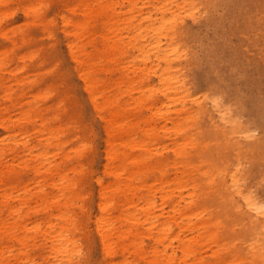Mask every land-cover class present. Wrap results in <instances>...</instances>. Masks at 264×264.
<instances>
[{"label": "bare ground", "instance_id": "bare-ground-1", "mask_svg": "<svg viewBox=\"0 0 264 264\" xmlns=\"http://www.w3.org/2000/svg\"><path fill=\"white\" fill-rule=\"evenodd\" d=\"M61 1L63 6L71 10L73 14L79 15L72 25V30L74 29L78 39L83 37L85 43L80 45V58L77 59L74 55L72 57L74 61H77V72L89 100L97 113L102 116L105 129L109 132L106 133L109 140L104 149L105 160L101 166L103 176L93 178L96 185V211L91 214L85 204L88 195L86 196L85 193L87 191L84 181L89 173L88 165H90V155L93 149L84 142L85 139L82 135L85 134V131L77 126L69 125L73 122H70L66 116L60 118L55 103L49 102L52 97H49L45 92L44 83L58 72L57 64L53 63L54 65L49 66L50 63L45 62V57L39 54L40 47L34 45V40H32L31 31L39 33L42 32L39 29L40 25L46 27L43 25L44 18L39 13L32 14L30 10L26 11L28 21L25 24V31L29 32L23 33L17 41L12 42L16 52L12 57H15L21 65L8 73L11 74L10 78H6L2 73L5 70L6 57H0V92H2L0 97L2 134V138L0 137V244L4 245L3 247L0 245V264H79L83 262L87 259V254L83 252V245L88 247L89 241L84 230L86 229L85 224L78 221L81 218L85 220V223L86 221L91 222L97 244L100 247L102 264H118L114 263L112 258H121V264H127L125 259L127 255L140 254L143 249L144 241L137 232L136 217L140 213L144 218L143 223L146 222L150 226H152L150 219L162 220L158 226L151 227H158L154 244H161V246L165 242L164 236L170 230V225L166 226V222L174 220L176 217L195 219L203 213L206 218L211 220L202 221L200 226L209 224L208 231L214 229L213 232L219 227L218 224L230 223L231 219H235L239 226L237 231L228 228L219 236L215 235L210 242L221 247L230 245L227 254L233 255L239 253L238 248H232V242H234L232 236H234L240 241L241 246L252 252L250 255L254 256L255 264H264V257H261L257 245V237L260 234L256 228L258 225L252 220L253 216L249 210L238 205L234 198H238L246 206H252L253 210L261 215H263L264 204H260L263 208H255L248 191L244 188V170L239 163V158L235 165L236 170L232 171V169H228L226 161L222 160L221 147L215 152L213 147H207L206 142L210 143L211 136L217 137L218 133L202 103L196 105L199 115L202 116L201 124L197 128L191 126L192 131L201 132L202 147L192 143L193 135L185 134L182 127H176L177 120L172 123V126H175V135L179 136L182 133L185 138L175 142L176 150L172 162H168L169 157L163 155L169 151L167 145L160 146L159 140L152 137L151 130L154 129L152 118L166 119L165 117L172 113L178 104L181 107L178 115H184V120L193 119L190 116L192 115L190 111L192 99L186 93L184 79L177 69L175 54L167 50L171 44L164 39L163 31L169 20L165 18L166 13L167 11L174 13L173 18L176 16V11L164 6L156 7L152 3L150 7L154 10L155 18L152 19L153 13L149 12L145 26L134 25L130 20L124 21L123 23L128 28L129 42L126 45L122 44L121 48L120 44H116L113 40L121 34L115 29V23L124 18L121 15L120 17L115 15L112 0L104 1L106 3L102 0ZM124 1L128 3L129 8L134 6L133 0ZM9 3L10 0H0V9L8 6ZM137 15H142L141 9L137 10ZM61 20L65 29L71 26L70 21L65 17L62 16ZM175 20H171V22ZM7 30L9 29L2 30L6 37ZM81 30L83 35L78 33ZM72 42H67L71 53ZM86 46H90L97 54L86 52ZM131 48L132 55H128ZM117 52L123 57L121 63L115 58ZM88 60H106L107 65L102 67L101 71L107 76V84L110 87L112 83H122L131 100L119 102L117 98L124 92L118 90L119 93L116 95L102 98L104 106L103 108L99 107L97 104L98 94H95L98 90L96 79L87 77V73L91 69ZM126 60L138 62V66L134 68V72H138V76L129 78L124 74ZM49 67L51 68L46 70ZM23 69L30 72L25 71V74ZM15 70H21L18 72V76L12 74ZM115 72L117 76L113 81L111 78ZM31 75L35 77V89L33 90L35 93L31 103H27L29 89H33L28 81V77ZM151 77L154 78L158 88L151 85L153 82ZM11 82H14L15 90L9 85ZM134 82L138 84L136 88L132 86ZM117 84L115 85L117 86ZM118 87L120 88L119 84ZM159 96L161 97L159 101L162 103L157 107L156 101L153 100ZM39 103H46L45 109H36L35 105ZM110 106L114 108L124 106L126 109L112 112ZM145 108L148 109L150 115L144 114ZM132 109L135 111L134 113H130ZM117 128L120 130L118 131ZM137 131L145 136L139 141L133 139L134 135L138 133ZM62 134L67 136L63 141L61 140ZM42 140L46 142L45 145H42ZM116 141H119L120 146L125 149L138 148L141 151L140 155L134 157L129 163L133 169L129 184L127 179L122 182L117 179L127 169L125 164L131 158L128 154L120 152L123 160L119 159L116 153L117 149L114 148ZM218 141V138L215 139L217 145H219ZM71 144L73 146L69 151H66L65 145ZM36 148L41 149L36 156L42 162L31 163V159H26L23 153L27 151L28 155L32 157L33 150ZM190 149L195 151L194 155H189ZM57 155H63L60 157L61 163L54 162ZM144 156L146 158H143ZM177 158L185 161H177ZM5 159H10L12 162L8 163ZM146 160L151 162L146 163ZM115 161L122 162L116 176L110 168ZM209 161L214 163L213 167L208 166ZM13 162H17V164H13ZM51 162H54L53 165H50ZM73 163L77 166H72ZM179 163H182L186 169L192 167L202 173L208 171L206 168L221 169L229 181L219 180L216 182L217 177L213 176L214 173L212 172V174L210 171L209 176L201 174L198 177L190 192L184 183L175 184L185 208L177 209L174 202L168 203V196L165 195L161 197L164 202L162 208L155 217H152L154 208L149 192H151L154 183L168 186L173 180L169 176L166 177L165 169L171 164ZM46 164L49 166L46 167ZM26 176L31 177L25 182H21V177ZM104 178L111 179V181L104 183ZM32 184L38 189L33 193L29 189ZM47 188L53 190L50 197L43 191ZM21 191L23 192L20 193ZM142 191L146 194L140 195ZM184 191L188 192L187 197L182 196ZM33 201L38 205L30 208V203ZM138 201L141 202L142 208L141 212L136 214L134 209ZM127 205L128 209L132 210L123 215ZM111 212L115 213L112 219L108 216ZM31 218L35 221L27 224ZM123 227L126 229L122 230ZM131 233L133 236L125 245L124 242ZM198 236L200 237V235ZM199 237H195L191 242L195 245L198 244L201 238ZM191 242L182 239L177 242L176 248L183 256L182 258L194 255L191 251ZM46 243H49L50 247L45 248ZM171 247L172 244L162 246L161 255H164ZM4 248L5 250H3ZM230 250L233 251L230 252ZM36 258H42V263H37ZM160 259V256H156L152 264H159ZM167 260L171 261L172 257L168 256Z\"/></svg>", "mask_w": 264, "mask_h": 264}, {"label": "rangeland", "instance_id": "rangeland-1", "mask_svg": "<svg viewBox=\"0 0 264 264\" xmlns=\"http://www.w3.org/2000/svg\"><path fill=\"white\" fill-rule=\"evenodd\" d=\"M112 2L114 3L113 12L115 15L119 17L121 15L124 18L115 23V29L121 34L113 40L116 44H120L121 48L129 42L128 28L123 23L124 21L130 20L134 25L145 26L148 13L152 14L154 12L150 7L152 3L156 7L164 6L176 11V16L173 18L174 13L168 11L166 13L165 18L169 20L163 31L164 39L171 44L167 50L175 54L177 69L184 79L186 93L192 99L190 101L192 115L190 116L193 119L184 120V115H178V111L181 108L179 104L176 105V109L172 113L165 117L166 119L162 117L152 118L154 126V129L151 130L152 137L159 140L160 146L167 145V150L169 151H166L167 153L165 152L163 155L169 157L168 162H172L174 158L175 142L185 138L182 133L179 136L175 135V126H172V123H175L176 120L178 121L175 124L176 127H182L185 134L190 133L193 135L192 143H196L199 147L203 146L201 132L198 130L194 132L191 129V126L197 128L201 124L202 116L199 115L196 105L202 103L218 133L217 137L211 136L210 143L209 141L206 142L207 147H213L214 152L221 147L222 160L226 161L228 169H232V171L236 170L235 165L238 163L237 160L239 158V163L244 170V188L248 191L255 208H263L260 204H264V0H133L134 6L132 8H129L128 3L124 0H112ZM138 9H141L142 15H137ZM29 10L32 14H41L45 21L43 25H46L45 28L40 25L39 29L42 32L31 31L34 45L40 47L41 51L39 54L45 57V62L50 63L49 66L54 65L53 63L57 64L58 72L52 76L53 78L51 77L50 80L44 83L45 92L49 97H52L49 102L55 103V108L60 118H65L64 116H66L70 122H73L69 125L77 126L85 131L84 135L81 134L85 139L84 142L93 149L90 155V165H88L89 173L84 181L85 190L87 191L85 193L86 196L88 195L85 204L92 214L96 211L95 203L97 201L96 185L93 178L95 176H103L101 166L105 160L104 149L109 140L106 133L109 132L105 129L102 116L97 113L89 100L77 72V61H74L72 57L74 55L77 59L80 58V45L85 43L84 38L78 39L74 29L72 30V25L79 18V15L73 14L66 6H63L61 0H10L8 6L0 9V57H6L4 61L5 70L2 71L6 78H10L11 74L8 73L18 65H21L15 57H12L15 52L12 42L14 40L17 41L23 33L29 32L25 31V24L28 21L26 14ZM62 16L70 21L71 26L66 27V29L62 25ZM154 18L155 14L153 13L152 19ZM171 20L175 21L171 22ZM5 28L9 29L7 30V37L2 33ZM78 33L83 35L82 30ZM70 41H73L72 53L67 47V42ZM86 52L97 54L90 46H86ZM128 55H132V48L129 50ZM115 58L119 63L123 61V57L120 53L118 55V52L115 53ZM90 60L87 61L91 67L87 77L96 79L98 90H96L95 94H98L97 104L99 107L103 108V99L105 97L116 95L119 91L124 92L117 98L119 102L131 100L122 83H118L120 88H117V82L115 83L117 86L112 83L109 87L107 84V76L101 71V68L107 65L106 60ZM126 61L127 64H125L123 69L124 74L129 78L138 76V72H134L138 62ZM47 65L45 67H48ZM50 68H46V70ZM26 69H23L25 74L30 72ZM20 71L15 70L12 74L18 76L17 74ZM116 76L115 72L111 79L115 81ZM28 78L33 89H29L27 103H31L35 93L33 91L35 89V77L31 75ZM151 78L153 80L151 85H155V88H158L159 86L154 82V78ZM136 83L132 84L134 88L138 86ZM9 85L15 90L14 82ZM1 96L2 92H0ZM154 99L156 106L159 107L162 103L159 101L161 97H155ZM45 105L46 103H39L35 106L36 109L43 110ZM109 108L112 112L126 109L124 106L118 108L110 106ZM145 110V113H143L150 115L148 109L145 108ZM106 112H108L107 109ZM134 112L133 109L130 110V113ZM143 123L145 124L144 121ZM117 129L118 131L120 130L119 128ZM137 132L133 139L139 141L142 137H145L139 131ZM0 137L2 138L1 129ZM61 137L63 141L67 136L62 134ZM217 138L219 139V145L215 142ZM41 143L42 145L46 144L44 140ZM71 146L73 144L65 145L66 151H69ZM114 148L117 149L116 153L119 159L123 160L120 152L128 154L131 158L125 164L127 169L117 177L121 182L127 179L129 184L132 179L130 176L133 173L129 163L134 157L139 156L141 151L138 148L134 150L125 149L120 146L119 141L114 142ZM40 150L39 148L34 149L32 157L28 155L29 152L27 151L23 153V156L28 160L31 159V163L42 162L36 156L40 153ZM189 151V155L195 154L192 149ZM62 156L57 155L54 158V162L61 163L60 157ZM143 158H146V156ZM5 161L8 163L12 162L10 159H5ZM177 161L184 162L185 160L177 158ZM54 162H51L50 165H53ZM149 162L151 161L146 160V163ZM13 164H17V162H13ZM121 165L122 162L118 163L116 161L111 165L110 168L114 176L119 173ZM48 166L46 164V167ZM72 166L76 167L77 164L73 163ZM208 166L213 167L214 163L209 161ZM206 169L208 171L202 173L196 168L187 167L186 169L182 163L171 164L166 168V177L168 178L169 176L173 181L168 186H164L166 184L162 185L161 183L153 184L151 192H149L154 208L152 217H155L162 208L164 202L161 197L165 195L168 196V203L172 204L171 202H174L177 209L185 208L184 202L179 198L175 184L184 183L187 185L186 189L190 192L198 177L201 174L209 176L210 171L214 173H212L213 176L217 177L216 182L219 180L229 181L225 172L221 169ZM188 172L190 173L188 174ZM30 177H21L20 181L25 182ZM109 181L111 179H103L104 183ZM33 185L29 187L31 193L38 190ZM43 191L50 197V193L53 190L47 188ZM160 192L162 193L160 194ZM187 193L185 191L182 192V196L187 197ZM145 194L144 191L140 192V195ZM234 199L238 205H242V208L246 207L249 210V213L253 216L252 220L258 225L256 228L260 234L257 237V245L259 246L261 257H264V208L263 215H261V213L254 211L252 206H246L236 197ZM37 205L33 201L30 203V208H34ZM136 205L134 210L136 214H139L142 204L138 201ZM131 210L128 209L127 205L124 208L123 215ZM114 215L115 213L111 212L108 216L112 219ZM52 220L55 222L54 219ZM136 220L138 221L137 232L142 241H144L143 249L140 254L127 255L125 257L127 264H152L156 256L161 258L159 264H255L253 262L254 256L250 255L252 252L241 246L240 241L235 239L234 236H232L234 239L232 248H238L239 253L233 255L227 254L230 245L221 247L210 242L215 235L219 236L228 228L237 231L239 226L235 219H231L230 223L218 224L219 227L215 229V232H213L214 229L208 231L209 224L200 226L202 221L211 220L206 218L203 213L195 219L176 217L174 220L167 221L165 225H170V230L164 236L165 242L162 246L172 244V247L164 255H161V244H154L158 227L151 228L152 226H158L162 220L150 219L152 223V226H150L146 222L145 224L143 223L144 218L141 213L136 217ZM34 221L31 218L27 224ZM78 221L85 224L86 229L84 230L89 241L88 247L83 245V252L87 254V259L79 264H102L100 247L97 244L96 234L93 231L91 222L86 221L85 223L82 218L78 219ZM124 229L126 227L122 228V230ZM131 236H133V233L127 237L124 242L125 245L129 243ZM195 237L200 238L199 243L196 245L191 242ZM180 239L191 242V251L194 255L182 258L183 256L176 248ZM0 245L2 246V244ZM152 245L153 248H151ZM44 246L48 248L50 244L46 243ZM232 251L230 250V252ZM168 256L172 257L171 261L167 260ZM111 260L114 263H122L121 258H112ZM35 261L42 263L43 260L42 258H36Z\"/></svg>", "mask_w": 264, "mask_h": 264}]
</instances>
